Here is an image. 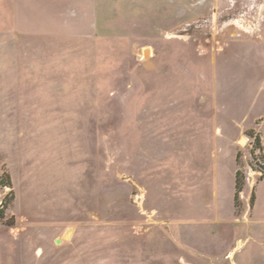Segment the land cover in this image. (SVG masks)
Masks as SVG:
<instances>
[{
	"label": "rangeland",
	"instance_id": "rangeland-1",
	"mask_svg": "<svg viewBox=\"0 0 264 264\" xmlns=\"http://www.w3.org/2000/svg\"><path fill=\"white\" fill-rule=\"evenodd\" d=\"M2 178L0 264H264V0H0Z\"/></svg>",
	"mask_w": 264,
	"mask_h": 264
},
{
	"label": "trees",
	"instance_id": "trees-1",
	"mask_svg": "<svg viewBox=\"0 0 264 264\" xmlns=\"http://www.w3.org/2000/svg\"><path fill=\"white\" fill-rule=\"evenodd\" d=\"M255 138H256V144H257V146L260 147V149L263 148L262 147V143H261V137H260V135L259 134L256 135ZM240 156H241V154H240V152H238L237 158L239 159ZM241 174H242V171H241L240 168H238L236 170V190H235V194H234L235 205L238 208L241 206V192L244 189V182L241 179ZM4 179L5 178L0 179V183H4L5 182ZM6 179H7L6 182H8V183L11 184V178L9 176H7ZM254 198H255V193L253 192V194H252V196L250 198V202H251L252 205L254 203ZM1 215L4 216V210L3 209H1V211H0V216Z\"/></svg>",
	"mask_w": 264,
	"mask_h": 264
},
{
	"label": "crops",
	"instance_id": "crops-1",
	"mask_svg": "<svg viewBox=\"0 0 264 264\" xmlns=\"http://www.w3.org/2000/svg\"><path fill=\"white\" fill-rule=\"evenodd\" d=\"M233 186H234V193H233V200H234V194H235V190H236V171H235L234 184H233ZM234 204H235V201H234Z\"/></svg>",
	"mask_w": 264,
	"mask_h": 264
},
{
	"label": "water",
	"instance_id": "water-1",
	"mask_svg": "<svg viewBox=\"0 0 264 264\" xmlns=\"http://www.w3.org/2000/svg\"><path fill=\"white\" fill-rule=\"evenodd\" d=\"M146 55H148V54H150V51H149V49H146Z\"/></svg>",
	"mask_w": 264,
	"mask_h": 264
}]
</instances>
